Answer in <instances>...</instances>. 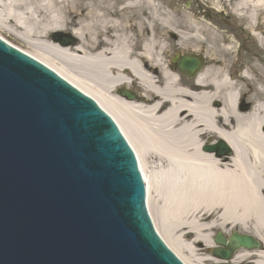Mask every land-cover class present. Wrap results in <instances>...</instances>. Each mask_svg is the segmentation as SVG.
<instances>
[{
    "label": "bare ground",
    "instance_id": "1",
    "mask_svg": "<svg viewBox=\"0 0 264 264\" xmlns=\"http://www.w3.org/2000/svg\"><path fill=\"white\" fill-rule=\"evenodd\" d=\"M0 38L26 43L15 48L119 126L153 227L183 264H264V0H0ZM183 57L199 60L190 79ZM214 141L230 155L206 152ZM233 232L260 247L213 256L216 233Z\"/></svg>",
    "mask_w": 264,
    "mask_h": 264
},
{
    "label": "water",
    "instance_id": "2",
    "mask_svg": "<svg viewBox=\"0 0 264 264\" xmlns=\"http://www.w3.org/2000/svg\"><path fill=\"white\" fill-rule=\"evenodd\" d=\"M92 100L0 41V264H182L151 225L119 126ZM214 241L225 260L259 247L236 234Z\"/></svg>",
    "mask_w": 264,
    "mask_h": 264
},
{
    "label": "rangeland",
    "instance_id": "3",
    "mask_svg": "<svg viewBox=\"0 0 264 264\" xmlns=\"http://www.w3.org/2000/svg\"><path fill=\"white\" fill-rule=\"evenodd\" d=\"M178 1H181V0H178ZM184 1V0H183ZM185 4V3H184ZM184 4H183V6H182V8H184V9H187V8H189V3L187 2L186 3V5L187 6H184ZM186 7V8H185ZM210 17L211 18H213L214 17V15H211L210 14ZM230 18L228 17L227 18V16L226 17H221V16H217V19L216 20H214L215 21V23L216 24H218V25H222L223 27H229V25L227 24V23H230V24H233V22H232V20H231V22H230ZM225 22H227V23H225ZM236 34H237V32H236ZM62 35H64V36H68V38H70V39H72L73 40V37L71 36V35H69V34H67V33H62ZM9 40L10 39H15L14 37H11V36H8L7 37ZM24 40V39H23ZM10 41H12V40H10ZM25 41V40H24ZM35 43H39V44H44V43H47L46 41H44L43 39H39V40H37V41H34ZM12 44H14V45H16V46H18V45H22V46H26V43H24V42H21V40H17V42H15V43H13V42H11ZM32 44V43H31ZM30 44V45H31ZM67 44H71V42H68ZM244 49L245 50H251V49H254V47H253V45L250 43V40L249 39H247V40H245L244 41ZM255 51V50H254ZM173 59V58H172ZM170 62H172L171 60H170ZM179 72V71H178ZM180 73V72H179ZM181 74V73H180ZM184 77H186L185 75H184ZM186 79H187V77H186ZM133 88H135V85H133ZM136 89V88H135ZM250 90V89H249ZM218 141H214V143L216 144Z\"/></svg>",
    "mask_w": 264,
    "mask_h": 264
}]
</instances>
